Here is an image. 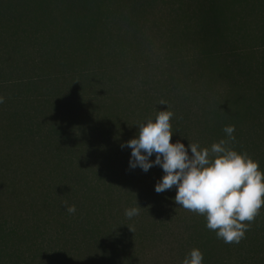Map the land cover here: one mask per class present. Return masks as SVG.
Here are the masks:
<instances>
[{"label":"trees","instance_id":"1","mask_svg":"<svg viewBox=\"0 0 264 264\" xmlns=\"http://www.w3.org/2000/svg\"><path fill=\"white\" fill-rule=\"evenodd\" d=\"M0 98V264H131L148 241L264 264V205L225 243L121 147L168 110L171 143L226 140L264 173V0H0Z\"/></svg>","mask_w":264,"mask_h":264},{"label":"clouds","instance_id":"2","mask_svg":"<svg viewBox=\"0 0 264 264\" xmlns=\"http://www.w3.org/2000/svg\"><path fill=\"white\" fill-rule=\"evenodd\" d=\"M172 116L171 111H157L155 120L141 122L136 137L121 145L132 150L130 168L139 167L145 173L153 166L162 168L164 175L155 185L156 193L175 187L177 205L204 215L206 227L215 231L218 239L238 244L250 226L243 222L254 221L264 205V173L247 153L238 154L227 147L226 140L212 144L210 149H201L196 143L186 148L179 140L171 143ZM223 131L234 139V126ZM154 154L155 160H150ZM65 207L69 214L76 212L74 205L65 202ZM140 209H126L125 215L130 219ZM203 259V253L193 248L181 264H202Z\"/></svg>","mask_w":264,"mask_h":264},{"label":"rangeland","instance_id":"3","mask_svg":"<svg viewBox=\"0 0 264 264\" xmlns=\"http://www.w3.org/2000/svg\"><path fill=\"white\" fill-rule=\"evenodd\" d=\"M144 221H141L143 223ZM134 225L136 227H139L140 223L139 222H134ZM144 227H147V223L142 224ZM170 224H167L166 226L168 227L169 230H175L170 227ZM165 230V229H164ZM163 229H159V234L165 235L164 240L167 241V232H165ZM167 230V229H166ZM142 244V243H141ZM152 244V241L145 242V244L139 248L137 245L136 247L134 246V253H129L134 258L136 259L133 261L131 264H178L175 262L177 260V257L174 256L173 253H168L169 248L162 246L161 244H157L156 246H149ZM172 250L170 249V252ZM93 255V254H92ZM90 253L87 256H92ZM85 260V255H80L79 254V260L78 262H82V260ZM116 263L115 264H128V263H123L119 258L115 259ZM76 263V262H75ZM71 262H67L64 264H75ZM48 264H54V263H48ZM102 264V263H100ZM106 264V263H104Z\"/></svg>","mask_w":264,"mask_h":264}]
</instances>
